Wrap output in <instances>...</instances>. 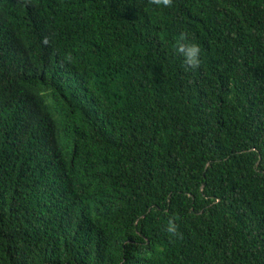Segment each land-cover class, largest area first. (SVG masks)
I'll return each mask as SVG.
<instances>
[{"label": "trees", "instance_id": "1", "mask_svg": "<svg viewBox=\"0 0 264 264\" xmlns=\"http://www.w3.org/2000/svg\"><path fill=\"white\" fill-rule=\"evenodd\" d=\"M0 264H264V0H0Z\"/></svg>", "mask_w": 264, "mask_h": 264}, {"label": "clouds", "instance_id": "2", "mask_svg": "<svg viewBox=\"0 0 264 264\" xmlns=\"http://www.w3.org/2000/svg\"><path fill=\"white\" fill-rule=\"evenodd\" d=\"M149 3L155 5L157 8H172L174 7V0H149ZM35 0H22L24 7L34 6ZM47 43V39L44 41ZM176 54L182 58V63L185 71H195L201 64V48L198 44L188 42L183 34L176 42ZM166 232L172 236H177V228L174 220L168 221Z\"/></svg>", "mask_w": 264, "mask_h": 264}]
</instances>
